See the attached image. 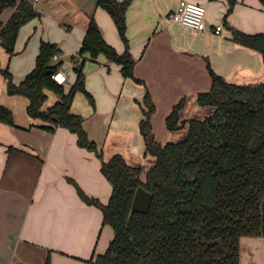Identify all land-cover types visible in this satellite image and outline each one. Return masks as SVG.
<instances>
[{
	"label": "crops",
	"instance_id": "crops-1",
	"mask_svg": "<svg viewBox=\"0 0 264 264\" xmlns=\"http://www.w3.org/2000/svg\"><path fill=\"white\" fill-rule=\"evenodd\" d=\"M31 1L41 14L21 28L15 53L10 55L0 41L1 64L9 66L16 82L35 67L41 41L48 40L61 48L59 61L69 75L68 92L77 77L74 56L79 55L91 15L110 44L119 52L126 49L110 13L96 0H61L66 6L56 8L61 13L58 17L46 15L47 7L54 6L51 0ZM180 1L132 0L127 10L130 51L137 59L135 73L146 85L125 77L122 65L108 61L104 54L88 57L86 88L95 105L78 91L71 108L84 116V128L104 159L121 153L143 174L155 163V157L145 153L140 128L147 87L157 105L154 133L166 142L187 128L168 129L166 118L174 105L187 98L182 111L185 121L194 117L186 112L188 107L195 102L200 105L197 94L211 89L209 65L231 82H264L262 54L232 39V27L264 32L261 0H238L228 23L229 0H190L206 7L205 30L171 20L170 13ZM15 10L16 6H8L0 14V35ZM219 24L223 29L216 33ZM46 92L43 109L61 99L52 90ZM29 103L27 96L8 92V80L0 72V104L14 115V124L0 121V264H46L48 260V264H95L97 255L105 253L112 241L114 229L104 223L98 205L80 196L76 183L104 204L111 198L113 183L103 173L97 152L80 146L77 135L66 127L46 129L51 123L32 117ZM201 107L206 115L212 111ZM240 264H264V237L241 238Z\"/></svg>",
	"mask_w": 264,
	"mask_h": 264
},
{
	"label": "trees",
	"instance_id": "trees-1",
	"mask_svg": "<svg viewBox=\"0 0 264 264\" xmlns=\"http://www.w3.org/2000/svg\"><path fill=\"white\" fill-rule=\"evenodd\" d=\"M131 2L96 0L113 18L126 45L123 52L106 40L91 15L79 51L82 59L74 65L77 77L68 92L66 83L61 84L52 76L63 64L54 60L61 48L48 40L41 41L35 67L20 82L0 60L8 92L27 96L28 113L50 122L46 129L68 128L77 135L80 146L102 158V171L113 183L108 203L89 196L75 182L80 196L87 203L98 205L103 210L104 223L114 229L112 241L105 253L97 255L95 264H240L241 238L264 237V82H231L209 65L212 87L199 92L197 102L212 111L204 117L182 121L187 103L183 97L167 116L166 124L171 131L186 126L187 136L166 142L159 141L154 133L152 118L157 105L147 87L140 128L145 153L153 155L155 163L145 174L121 153L104 159L84 128V116L71 109L78 91L95 105L94 96L86 88L84 65L88 57L97 59L104 54L108 61L122 65L125 77L146 85L135 73L137 59L130 51L127 36ZM229 2L225 20L238 0ZM8 6H16V10L3 24L0 41L13 55L21 28L41 13L31 0H0V14ZM232 39L259 51L264 60V32L247 33L232 27ZM48 89L61 99L43 109ZM0 121L14 124L13 112L1 104ZM139 186L153 196L147 212L132 208Z\"/></svg>",
	"mask_w": 264,
	"mask_h": 264
},
{
	"label": "built area",
	"instance_id": "built-area-1",
	"mask_svg": "<svg viewBox=\"0 0 264 264\" xmlns=\"http://www.w3.org/2000/svg\"><path fill=\"white\" fill-rule=\"evenodd\" d=\"M34 3V2H33ZM171 20L175 22L187 25L195 30H205L207 28L206 23V7L198 2L190 0H181L177 8L170 13ZM223 24L216 26L214 32L221 33ZM59 54H55L54 60L59 61ZM82 59V56L77 55L74 58V64H78ZM53 78L61 84H65L69 80L68 72L60 67L53 73Z\"/></svg>",
	"mask_w": 264,
	"mask_h": 264
},
{
	"label": "rangeland",
	"instance_id": "rangeland-1",
	"mask_svg": "<svg viewBox=\"0 0 264 264\" xmlns=\"http://www.w3.org/2000/svg\"><path fill=\"white\" fill-rule=\"evenodd\" d=\"M50 3H53L54 6H48L47 7V14L46 15L48 17H58L61 13L60 12H55L56 8L57 7L66 6V3L62 2L61 0H51ZM63 27H67V26L65 24H63ZM195 104L196 105H194V104L190 105L186 112L187 113H191L194 117H204L206 115V113H207V110L204 107H201L200 105H198L196 102H195ZM195 106H197V107H195ZM181 130L182 131H179V133L178 132L173 133V135L171 136L170 140L171 141H179L181 139H184L187 136V128L186 129H181ZM184 130H185L186 133L183 132ZM150 156L154 158L153 155L150 154Z\"/></svg>",
	"mask_w": 264,
	"mask_h": 264
},
{
	"label": "water",
	"instance_id": "water-1",
	"mask_svg": "<svg viewBox=\"0 0 264 264\" xmlns=\"http://www.w3.org/2000/svg\"><path fill=\"white\" fill-rule=\"evenodd\" d=\"M152 193L146 190L143 186H139L133 200V210L147 212L151 206Z\"/></svg>",
	"mask_w": 264,
	"mask_h": 264
}]
</instances>
